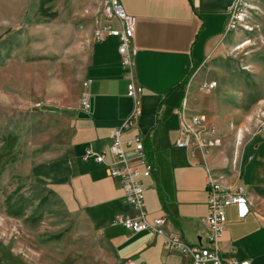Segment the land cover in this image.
<instances>
[{"label":"crops","instance_id":"1","mask_svg":"<svg viewBox=\"0 0 264 264\" xmlns=\"http://www.w3.org/2000/svg\"><path fill=\"white\" fill-rule=\"evenodd\" d=\"M124 11L135 16L133 42L138 48L134 58V82L142 87L137 96L138 114L133 129L123 132L121 139L140 134L153 163L152 176H140L146 190V218L165 214L166 229L177 228L188 243H196L205 229L200 218L206 213V179L215 177L221 187L241 182L250 201V211L238 218L235 206L227 208V222L221 238V249L238 260L264 264V125L250 132L246 120L256 110V102H264L261 89L242 95L239 115L245 118L239 130L244 138L238 148V164H231L232 145L226 143L207 152L196 145L178 147L180 120L192 125L187 115L198 113L210 122L224 140L234 109L226 114L203 110L188 101V81L204 66L210 47L227 33L230 10L235 0H119ZM106 22L118 27L116 19L102 15L98 25ZM118 41L108 36L94 41L81 81L87 91V111L76 105L73 129L65 143L56 144V152L41 175L51 181H71L75 187L78 207L88 214L94 226L113 248L121 264H183L186 255L170 249L160 235L149 230L132 232L111 221L117 214H131L132 208L123 199L120 185L106 173L102 164L83 162L87 146L95 151L106 150L109 133L121 127L132 112L135 100L127 95L126 69L120 62ZM192 93V92H190ZM180 111V116L179 112ZM229 111V112H228ZM226 118L225 121L221 120ZM196 128V129H195ZM247 129L244 131V129ZM197 131V127H194ZM250 131V130H249ZM210 136L208 131L204 134ZM228 141V140H227ZM126 156L133 159L132 146L124 145ZM143 169V166L140 167ZM231 254V253H229Z\"/></svg>","mask_w":264,"mask_h":264},{"label":"rangeland","instance_id":"2","mask_svg":"<svg viewBox=\"0 0 264 264\" xmlns=\"http://www.w3.org/2000/svg\"><path fill=\"white\" fill-rule=\"evenodd\" d=\"M102 1L0 0V264H121L78 207L73 183L41 175L54 146L72 132ZM237 1L235 27L210 47L187 84L188 101L203 110L226 114L235 108L229 139L207 124L217 139L207 152L234 145L233 166L235 145L244 140L241 97L264 92V0ZM211 81L213 88L203 87ZM256 104L245 123L250 128H243L247 134L264 125V102ZM8 135L15 142L6 161L2 147ZM258 206L264 212V202Z\"/></svg>","mask_w":264,"mask_h":264},{"label":"built area","instance_id":"3","mask_svg":"<svg viewBox=\"0 0 264 264\" xmlns=\"http://www.w3.org/2000/svg\"><path fill=\"white\" fill-rule=\"evenodd\" d=\"M239 2L235 0L228 17L226 30L235 27L236 7ZM102 15L108 21L116 19L118 27L114 28L110 23L96 27L94 41H103L108 36L117 39V51L120 55V62L126 69L127 95L135 100V106L132 112L124 120L121 127L114 128L110 131V144L106 150L95 151L87 146L82 155L83 162H95L105 167L107 175L117 182L123 191L124 201L131 206V214H117L111 223L113 225H122L132 232L149 230L153 234L160 235L163 243L170 249H174L189 259L183 264H250L249 259L238 260L233 254L234 248L229 249V253L221 249V238L227 222V208L235 206L238 218H244L250 211V201L247 197L246 189L241 182L234 184L232 187H219L218 180L213 176L206 179V213L200 218L205 229L204 235L199 236L196 243L186 242L177 228L166 229L167 216L159 214L151 220L146 218V209L144 201L145 186L139 180L140 176H152L153 163L148 156L144 146L143 137L136 133L127 139H121L123 132L129 131L135 126V118L138 114L139 100L137 96L141 94L142 87L134 82V58L138 48L133 42L134 28L136 18L126 13L119 0H104L102 6ZM88 82H85L86 88ZM216 81L206 82L203 87L213 88ZM78 108L87 111L89 108L88 93L82 91L78 101ZM180 116V111L178 112ZM193 117L197 125V132H187L183 130L182 120H180L179 137L176 140L178 147L196 145L203 149H209L216 143L212 136L204 135L207 129L205 119L202 115L195 113L187 115ZM124 145L132 146L134 152L133 159L126 156ZM143 166V169L140 167ZM128 264H134L128 261Z\"/></svg>","mask_w":264,"mask_h":264},{"label":"trees","instance_id":"4","mask_svg":"<svg viewBox=\"0 0 264 264\" xmlns=\"http://www.w3.org/2000/svg\"><path fill=\"white\" fill-rule=\"evenodd\" d=\"M14 142H15V138L11 135H8L5 139V143L2 147V150L4 151V154L7 156L6 161L11 160L14 155V150H13Z\"/></svg>","mask_w":264,"mask_h":264},{"label":"bare ground","instance_id":"5","mask_svg":"<svg viewBox=\"0 0 264 264\" xmlns=\"http://www.w3.org/2000/svg\"><path fill=\"white\" fill-rule=\"evenodd\" d=\"M104 5V0L102 1V6ZM237 8V7H236ZM238 11V10H237ZM236 11V12H237ZM239 16V15H238ZM95 33H96V30H95ZM191 121H192V125H189V124H187L185 121L184 122H182V124H183V130H185V131H187V132H197L195 129H194V127H196L197 125L195 124V120H194V118H192L191 119ZM219 187H221L220 186V184H219Z\"/></svg>","mask_w":264,"mask_h":264}]
</instances>
